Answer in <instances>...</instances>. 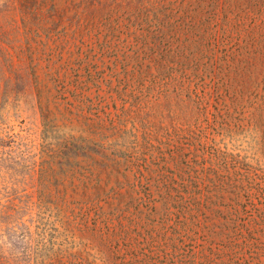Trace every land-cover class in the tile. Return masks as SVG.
<instances>
[{
	"label": "rangeland",
	"instance_id": "374dc122",
	"mask_svg": "<svg viewBox=\"0 0 264 264\" xmlns=\"http://www.w3.org/2000/svg\"><path fill=\"white\" fill-rule=\"evenodd\" d=\"M0 264H264V0H0Z\"/></svg>",
	"mask_w": 264,
	"mask_h": 264
},
{
	"label": "trees",
	"instance_id": "16d2710c",
	"mask_svg": "<svg viewBox=\"0 0 264 264\" xmlns=\"http://www.w3.org/2000/svg\"><path fill=\"white\" fill-rule=\"evenodd\" d=\"M46 122L47 120L45 119L44 124H47ZM44 138L47 145L46 174L48 177L58 174L59 170L62 175H66L76 166L81 168L84 162H92L95 159V154H99L96 146L88 138L80 135H64L62 138L59 137L55 142H52L54 137L45 132ZM48 185L47 181L44 187L47 188ZM53 217L52 214H45L42 217L45 220L36 226L37 229L35 231H32L33 235L38 236L37 240L33 239L34 244H44L49 257L57 256L59 251L55 248L56 244H64L60 242L61 236L59 235L63 222L60 224L56 219L52 221Z\"/></svg>",
	"mask_w": 264,
	"mask_h": 264
}]
</instances>
